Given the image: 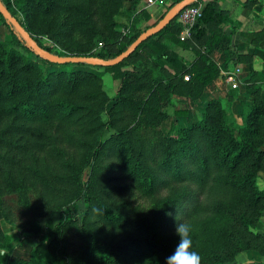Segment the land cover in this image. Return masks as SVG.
Wrapping results in <instances>:
<instances>
[{"label": "trees", "instance_id": "1", "mask_svg": "<svg viewBox=\"0 0 264 264\" xmlns=\"http://www.w3.org/2000/svg\"><path fill=\"white\" fill-rule=\"evenodd\" d=\"M0 1L43 52L109 61L181 0H168L163 14L144 28L140 23L149 15L132 0L124 35L116 21L124 0ZM178 16L106 66L51 62L0 12L11 36L0 40V189L18 190L30 180L43 196L60 197L57 207L80 199L85 205L76 250H68L63 238L78 226L65 208L58 223L47 219L28 260L11 259V238L0 222V250L7 252L0 264H166L178 242L176 223L191 225L201 264H234L240 253L252 252L264 259V233L255 229L264 213L258 182L264 171V62L245 81L253 101L242 103L240 122L216 97L195 121L182 124L176 116L185 111H174L164 132L163 107L175 95L196 100L219 76L210 53L220 41L219 27L230 21L229 12L210 0L188 39H181ZM38 31L57 45L42 41ZM102 41L105 46L91 47ZM173 44L190 48L195 58L186 64ZM90 62L119 81L114 99L99 74L77 67ZM20 156L22 163L15 164ZM132 193L150 200L145 213L118 204Z\"/></svg>", "mask_w": 264, "mask_h": 264}, {"label": "crops", "instance_id": "2", "mask_svg": "<svg viewBox=\"0 0 264 264\" xmlns=\"http://www.w3.org/2000/svg\"><path fill=\"white\" fill-rule=\"evenodd\" d=\"M210 0H201L202 5ZM220 7L229 12L230 21L221 24L220 41L217 47L211 51L210 57L219 67V76L205 86L202 95L196 100L188 96L175 95L169 107L174 111H185L184 115L176 116L179 122L186 124L195 121L202 112L204 104L208 99L220 97L233 114L235 121L240 122L239 113L242 103L251 104L253 97L250 89L245 83L252 75L253 71L263 68L264 52V0H217ZM132 0H124L122 13L131 15L130 7ZM139 9L144 10L149 18L140 23V28H144L154 23L165 11L168 0L162 6L147 5L145 0L137 3ZM139 14V13H138ZM117 22H120L117 17ZM131 20V19H130ZM127 24V23H125ZM182 32V30H181ZM180 32V34H181ZM179 34V37H180ZM189 36L185 37L188 39ZM172 48L181 58V52L192 53L189 60L183 61L188 64L195 58V53L190 48L173 44ZM230 73H235L237 87L232 88L231 83L226 80ZM264 93V91H263ZM174 115V114H173ZM171 113L168 112L159 125V128L166 132L171 125ZM263 262V260H260ZM264 264V263H262Z\"/></svg>", "mask_w": 264, "mask_h": 264}, {"label": "rangeland", "instance_id": "3", "mask_svg": "<svg viewBox=\"0 0 264 264\" xmlns=\"http://www.w3.org/2000/svg\"><path fill=\"white\" fill-rule=\"evenodd\" d=\"M123 10V9H121ZM122 11L119 12L118 17L119 31L122 35H124V29L122 26H127L130 23L131 15L127 16L121 14ZM117 21V20H116ZM127 23V24H125ZM42 41H45L51 45H57L55 42V38L52 37L49 33L37 32L35 33ZM11 38L10 32L8 28L0 21V40H9ZM105 46L104 42H97L93 44L91 47L96 49L98 47ZM187 56L192 57V53L185 54V52H181V59L184 58L189 60ZM35 62L39 63L40 61H36V58L33 59ZM188 62V61H187ZM50 69H56V66L49 65ZM78 68L90 70L96 72L100 75L103 87L108 95L109 99L112 100L117 95V86L119 81L113 79L111 73L105 72L102 66H98L97 64H92L91 62L85 65L77 66ZM148 89L144 90L140 93L141 97L147 96ZM112 104V101L109 103V106ZM162 109V108H161ZM163 109L167 112L171 113V119L173 120L172 110L169 105H165ZM199 117V115H198ZM197 117V118H198ZM5 124L0 125V132L3 130ZM22 156H20L15 164L20 162ZM24 157H22L23 159ZM25 164H28L25 160H23ZM22 162H20L21 164ZM16 166V165H15ZM18 167L14 169V172H17ZM23 171H27L24 168ZM259 185L264 189V171L259 172ZM42 190L39 184H35L32 181H27L24 185L18 190H10V189H0V222L1 227L5 233H7L10 238V252L12 260H28L32 254V250L40 243L41 238L37 236V234H41L45 232L46 229V221L48 218L52 219L53 223H58L60 219V215L64 212V209H70L72 215L75 216L77 220L78 226H72L69 229L63 232V238L66 241V247L68 250H76V248L80 244V236L78 233L79 228L83 224V211L85 208L84 202L82 199L75 200L69 202L64 207L60 208L56 206L58 201H61V198L58 196H43ZM118 204H122L123 202H127L131 204V208L133 207L135 211L140 213H145V211L149 208L150 200L139 197L136 193H132L131 195L125 194L122 197H119L117 200ZM260 233H264V213L260 218L258 226L255 228ZM1 248V245H0ZM62 253V252H61ZM63 254V253H62ZM45 257V256H44ZM250 258L253 260H257L260 263H264V259L260 257L255 252L252 253H240L237 256L234 264H243L247 262Z\"/></svg>", "mask_w": 264, "mask_h": 264}, {"label": "water", "instance_id": "4", "mask_svg": "<svg viewBox=\"0 0 264 264\" xmlns=\"http://www.w3.org/2000/svg\"><path fill=\"white\" fill-rule=\"evenodd\" d=\"M192 0H181L177 4H175L155 25L150 27L149 29L143 31L133 42L132 46L125 51L121 52L119 55L114 57L112 60H102L100 58H89L84 56H58L51 53H45L41 50L35 40L29 36L23 27L15 20V18L9 13V11L4 7V5L0 1V12L1 14L12 21L14 25L18 28V30L27 37L29 43L42 55L46 56L51 62L53 63H69V62H84V61H92L94 63H101L102 65L111 66L119 63L125 57H127L130 53L134 51V49L145 40L147 37L151 36L152 34L158 32L162 29L166 24H168L173 18H175L180 10L186 6Z\"/></svg>", "mask_w": 264, "mask_h": 264}, {"label": "clouds", "instance_id": "5", "mask_svg": "<svg viewBox=\"0 0 264 264\" xmlns=\"http://www.w3.org/2000/svg\"><path fill=\"white\" fill-rule=\"evenodd\" d=\"M98 211V210H96ZM192 227L188 223H176L175 234L178 242L173 252L166 257V264H201L200 254L193 249ZM7 255L0 250V256Z\"/></svg>", "mask_w": 264, "mask_h": 264}, {"label": "built area", "instance_id": "6", "mask_svg": "<svg viewBox=\"0 0 264 264\" xmlns=\"http://www.w3.org/2000/svg\"><path fill=\"white\" fill-rule=\"evenodd\" d=\"M145 2L149 6H162L165 4V0H145ZM202 8L203 5L198 2L196 5H186L180 10L178 18L182 24V32L180 34L181 39H185V37L190 35L191 27L202 15ZM235 76V73H230L226 77V80L231 83L232 88L237 87ZM185 79H188V76H185Z\"/></svg>", "mask_w": 264, "mask_h": 264}]
</instances>
